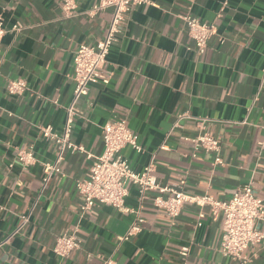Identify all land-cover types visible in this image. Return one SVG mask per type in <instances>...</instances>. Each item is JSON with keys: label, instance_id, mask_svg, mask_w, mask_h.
Returning a JSON list of instances; mask_svg holds the SVG:
<instances>
[{"label": "crops", "instance_id": "0c3cea01", "mask_svg": "<svg viewBox=\"0 0 264 264\" xmlns=\"http://www.w3.org/2000/svg\"><path fill=\"white\" fill-rule=\"evenodd\" d=\"M61 1L0 0L8 29L0 41V264H239L222 253L223 216L210 206L186 203L173 225L155 204L159 191L142 197L130 185L126 204L145 223L128 239L135 213L104 204L83 212L77 184L92 165L85 153L66 151L44 186L45 165L59 148L41 127L63 131L74 53L105 36L112 14H91L97 0H78L69 17ZM150 1L127 15L101 70L108 83L92 85L75 104L71 140L100 155L103 126L126 118L143 151L127 146L125 157L137 171L152 162L160 185L179 188L184 180L188 194L228 200L251 182L264 199V0ZM189 13L215 26L204 53L182 18ZM16 23L20 32L11 30ZM17 79L28 82L22 95L8 89ZM203 131L219 140L222 165L213 152L195 154L191 139ZM22 151L31 164L19 160ZM66 232L81 247L60 258L53 248ZM246 255L247 264H264V245Z\"/></svg>", "mask_w": 264, "mask_h": 264}, {"label": "built area", "instance_id": "2783aa9c", "mask_svg": "<svg viewBox=\"0 0 264 264\" xmlns=\"http://www.w3.org/2000/svg\"><path fill=\"white\" fill-rule=\"evenodd\" d=\"M77 1H61V7L67 16L74 15ZM147 3L152 2L150 0H97L91 8V14L112 9L111 20L105 36L100 41L96 44H81L74 53V98L67 108L63 131L58 133L51 126L41 127L43 136L55 141L59 148L57 160L45 165L44 186H47L52 174L57 171L58 163L66 151L85 153L87 158L92 160V165L88 177L77 184L79 192L84 197L83 212L90 210L95 205L104 204L112 206L124 214L135 213L136 217L125 237L128 239L130 236L140 233L145 223V219L138 210H134L126 204L130 185H135L142 197L150 190L159 191L161 195L155 198V204L167 211L173 225L181 215L186 203L201 207L210 206L215 217L220 214L223 216L222 253L239 264H247L250 260L246 255L247 249L255 244L264 245V230L257 227L259 222H264V199L256 194L251 182L239 188L228 200H219L209 194H188L183 190L184 180L181 181L179 188L160 185L152 162L143 170L137 171L131 167L129 160L125 157L123 149L127 146H131L137 152L143 151L138 135L128 126L126 118L108 122L103 126L104 150L100 155L87 152L84 146L71 140L75 120V104L82 96L88 94L92 85L101 82L108 83V78L102 74L101 70L106 63L110 49L119 40L129 12L137 6ZM182 18L189 35L196 42L198 52L204 53L209 40L215 34V26L202 21L191 13L185 14ZM22 28L20 23H16L11 27V30L20 32ZM7 31L4 20L0 17V41ZM8 89L11 94L22 95L29 89L28 82L25 79L12 80ZM191 140L194 144L195 154L199 151L213 152L216 154L215 165L223 164L220 156L221 144L214 135L203 131ZM18 155L19 160L26 165L31 164L34 160L33 155L25 151ZM23 218L26 222L29 216ZM80 247L76 233L66 232L57 238L53 251L58 257L66 258ZM188 252V247L181 250V254L184 256ZM104 264L118 263L112 258H108Z\"/></svg>", "mask_w": 264, "mask_h": 264}]
</instances>
